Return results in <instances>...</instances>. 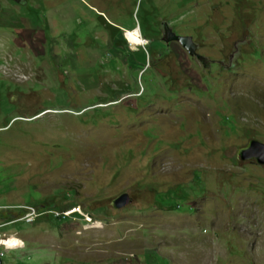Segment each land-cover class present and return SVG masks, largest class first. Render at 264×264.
I'll return each mask as SVG.
<instances>
[{"label":"rangeland","instance_id":"374dc122","mask_svg":"<svg viewBox=\"0 0 264 264\" xmlns=\"http://www.w3.org/2000/svg\"><path fill=\"white\" fill-rule=\"evenodd\" d=\"M252 139L264 0H0V264H264Z\"/></svg>","mask_w":264,"mask_h":264},{"label":"water","instance_id":"95a60500","mask_svg":"<svg viewBox=\"0 0 264 264\" xmlns=\"http://www.w3.org/2000/svg\"><path fill=\"white\" fill-rule=\"evenodd\" d=\"M165 33H164V40L166 42L170 41H177L179 42L191 55H196L201 59L203 62L207 61L206 57L200 55L197 52V43L193 40L192 36L190 35H177L172 27L165 22ZM139 28V26H138ZM140 29V28H139ZM238 154L241 159H255L258 163L264 164V142L258 139L250 140L246 146L240 148L238 150ZM130 201V197L128 193H122L117 198L113 200V206L115 208H121L125 206Z\"/></svg>","mask_w":264,"mask_h":264},{"label":"built area","instance_id":"2783aa9c","mask_svg":"<svg viewBox=\"0 0 264 264\" xmlns=\"http://www.w3.org/2000/svg\"><path fill=\"white\" fill-rule=\"evenodd\" d=\"M20 209L25 212L24 218L26 219L27 222H34V220H36L37 217H40L44 213V210H41L33 205H23ZM73 209L74 210L68 209L65 211H53V216L58 218H63V217L66 218V216H69L70 213L72 214L76 210V208L74 207ZM3 241H5V237L0 235V246H3L4 248L2 251H0V259H2V257L5 256L7 250L22 248L25 245V242H21L14 247H9V245L3 243Z\"/></svg>","mask_w":264,"mask_h":264},{"label":"bare ground","instance_id":"6f19581e","mask_svg":"<svg viewBox=\"0 0 264 264\" xmlns=\"http://www.w3.org/2000/svg\"><path fill=\"white\" fill-rule=\"evenodd\" d=\"M129 35H130L131 40H132V41H130V39H129V41L131 42V44H133V46L134 45H137L138 46L139 43H142L144 41V38L141 35V32H140V29L139 28H136L135 30H133V32H130ZM137 46H134V47H137ZM3 243L9 245V247H14V246H16L17 244H19L21 242H12L11 240H7L5 238V241H3Z\"/></svg>","mask_w":264,"mask_h":264},{"label":"trees","instance_id":"16d2710c","mask_svg":"<svg viewBox=\"0 0 264 264\" xmlns=\"http://www.w3.org/2000/svg\"><path fill=\"white\" fill-rule=\"evenodd\" d=\"M106 20V19H105ZM106 22H107V20H106ZM109 23V22H108ZM109 24H111V23H109ZM112 26H113V29H114V27H117V26H115V25H113V24H111ZM122 27H124V26H122ZM137 26L135 25V26H133V27H131V28H127V29H133V28H136ZM118 28H120V27H118ZM126 28V27H125ZM121 29V28H120ZM142 33V32H141ZM142 36L145 38V39H147L144 35H143V33H142ZM151 45V43H149L148 44V46H150ZM147 49V46H145L144 48H139V52H138V55H140V57H141V55L144 57V59L146 58V53H145V50ZM148 50V49H147ZM169 203H172V202H170L169 201ZM72 207H75V203H69L68 205H65L64 207H62V206H60V207H53V208H55V209H60L61 211H65V210H68V209H71ZM39 209H41L40 207H38ZM59 210V211H60ZM76 214H78L77 212H76ZM2 262V259L0 260V263Z\"/></svg>","mask_w":264,"mask_h":264},{"label":"crops","instance_id":"0c3cea01","mask_svg":"<svg viewBox=\"0 0 264 264\" xmlns=\"http://www.w3.org/2000/svg\"><path fill=\"white\" fill-rule=\"evenodd\" d=\"M136 28H138V27H136ZM136 28H134L133 30H135ZM133 30H132V31H133ZM129 31H131V30H129ZM0 260H1V259H0Z\"/></svg>","mask_w":264,"mask_h":264},{"label":"clouds","instance_id":"9594fccd","mask_svg":"<svg viewBox=\"0 0 264 264\" xmlns=\"http://www.w3.org/2000/svg\"><path fill=\"white\" fill-rule=\"evenodd\" d=\"M142 35V34H141Z\"/></svg>","mask_w":264,"mask_h":264}]
</instances>
